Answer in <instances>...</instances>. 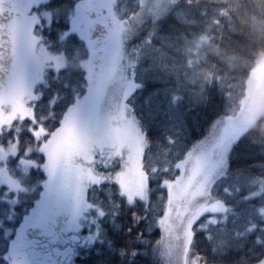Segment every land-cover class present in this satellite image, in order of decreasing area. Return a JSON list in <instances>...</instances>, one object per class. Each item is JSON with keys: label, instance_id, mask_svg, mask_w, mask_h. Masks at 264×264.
<instances>
[{"label": "trees", "instance_id": "trees-1", "mask_svg": "<svg viewBox=\"0 0 264 264\" xmlns=\"http://www.w3.org/2000/svg\"><path fill=\"white\" fill-rule=\"evenodd\" d=\"M75 2L60 3L61 9L69 10L66 16H53L49 0L35 8L42 15L35 34L51 54L64 56L65 66L46 68L37 86L40 98L34 118L14 124L1 137L3 143L17 133L19 152L8 169L27 190L14 192L0 186V264H9L10 241L41 195L46 177L39 150L44 140L37 139L34 131L43 128L41 139L55 132L70 106L87 93L83 62L88 47L69 32ZM157 2L116 0L114 4L115 15L124 25L122 63L130 58L134 62L137 87L127 103L147 142L142 155L144 186L130 200L116 184H90L86 175L82 187L104 214L96 218L101 239L82 244L71 259L76 264H164L166 256L160 258L158 244L171 221L170 230L174 228L178 241H187L188 248L179 253L183 260L188 256L199 264H264V111L251 124L242 123L240 132L233 131L214 154L219 144L216 134L224 123L234 121L247 81L264 56V0H168L155 14ZM4 34L0 78L12 55L11 34ZM195 145H199L197 154L181 173L177 165ZM203 150L218 159L211 168H207L211 160L205 167L198 165L205 157ZM26 157L37 165L27 174L19 166ZM196 166L200 170L195 171ZM210 202L224 204L226 212L207 214L186 226L190 207ZM70 203L57 209L50 221L56 223L58 236L75 239L76 233L63 224ZM53 257L71 262L59 255L48 260Z\"/></svg>", "mask_w": 264, "mask_h": 264}, {"label": "rangeland", "instance_id": "rangeland-1", "mask_svg": "<svg viewBox=\"0 0 264 264\" xmlns=\"http://www.w3.org/2000/svg\"><path fill=\"white\" fill-rule=\"evenodd\" d=\"M47 1L0 0V43L6 37L4 33L11 34L12 39L9 66L0 78V186L4 185L14 192L27 190L12 177L8 169V163L19 152V140L16 131V137L11 136L3 143L1 137L14 124L34 118V106L40 98L37 86L44 79L46 68L61 69L65 66L64 56L51 54L35 34L36 25L42 16L35 8ZM167 1L154 3L157 8L152 12L156 14ZM115 2L76 0L72 7L69 32L80 36L88 47V57L83 62L88 89L86 95L77 99L66 111L55 132L41 139L43 128L34 131L37 139L44 140L39 150L44 155L41 166L46 177L42 182L41 195L23 216L10 241L6 255L9 264H46V261L48 264H67L57 262L56 257L51 260L48 258L59 255L71 259L79 254L80 246L101 239L96 218H103L104 214L101 209L94 207L82 187L86 175L90 184H116L120 194L130 200L144 186L142 155L147 142L127 103L137 83L133 74V59L122 63L121 36L124 25L115 15ZM45 16L50 19L49 14ZM242 103L234 121L224 123L216 134L215 139L219 144L214 149L215 155H218L220 143L228 141L233 131L242 123L244 126L251 124L264 111V56H260L247 81L246 96ZM112 136V139L117 140L114 143L109 142L112 139H106ZM198 146L195 145L186 159L178 163L177 168L181 173L197 154ZM201 154L205 157L203 162H199L200 167H205L210 160L212 163L207 168L216 164L218 159H211L207 150ZM19 166L27 174L37 165L26 157ZM195 168V171L200 170L197 166ZM167 187L170 188V185ZM68 202H71L66 207L69 215L63 224L67 230L76 233L77 238L73 240L69 235L65 238L67 234L58 236L56 223L50 221L55 211ZM201 204L190 207L186 226L189 227L207 214L214 216L227 210L219 202ZM180 207L182 212L183 206ZM213 219L210 217V220ZM171 225V221L167 223V231L158 244L160 258L166 256L164 264H199L196 258L189 261L188 256L184 260L179 256L188 248L187 241L184 238L178 241L177 234L172 232L174 228L170 230ZM48 229L52 232H47ZM69 264L76 262L72 258Z\"/></svg>", "mask_w": 264, "mask_h": 264}, {"label": "snow or ice", "instance_id": "snow-or-ice-1", "mask_svg": "<svg viewBox=\"0 0 264 264\" xmlns=\"http://www.w3.org/2000/svg\"><path fill=\"white\" fill-rule=\"evenodd\" d=\"M49 3L53 6L51 10V14L53 16L59 17L60 15H67L69 10L60 8V3H62V0H49ZM49 26H51V24ZM64 30L67 31V28ZM93 264H98V262H93Z\"/></svg>", "mask_w": 264, "mask_h": 264}]
</instances>
